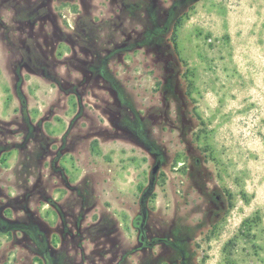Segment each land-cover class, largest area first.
Here are the masks:
<instances>
[{
  "label": "rangeland",
  "instance_id": "1",
  "mask_svg": "<svg viewBox=\"0 0 264 264\" xmlns=\"http://www.w3.org/2000/svg\"><path fill=\"white\" fill-rule=\"evenodd\" d=\"M0 264H264V0H0Z\"/></svg>",
  "mask_w": 264,
  "mask_h": 264
},
{
  "label": "water",
  "instance_id": "2",
  "mask_svg": "<svg viewBox=\"0 0 264 264\" xmlns=\"http://www.w3.org/2000/svg\"><path fill=\"white\" fill-rule=\"evenodd\" d=\"M158 167H159V165L156 164V165H154V166L152 167V169H151V183H152V181H153V179H154V175H155L156 171L158 170Z\"/></svg>",
  "mask_w": 264,
  "mask_h": 264
}]
</instances>
